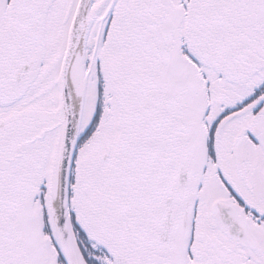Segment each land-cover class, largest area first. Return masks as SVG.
<instances>
[{
	"label": "snow or ice",
	"instance_id": "obj_1",
	"mask_svg": "<svg viewBox=\"0 0 264 264\" xmlns=\"http://www.w3.org/2000/svg\"><path fill=\"white\" fill-rule=\"evenodd\" d=\"M0 264H264V0H0Z\"/></svg>",
	"mask_w": 264,
	"mask_h": 264
}]
</instances>
